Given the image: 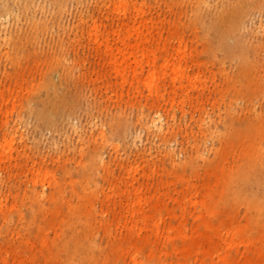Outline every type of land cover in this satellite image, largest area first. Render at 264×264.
<instances>
[{
	"label": "rangeland",
	"instance_id": "rangeland-1",
	"mask_svg": "<svg viewBox=\"0 0 264 264\" xmlns=\"http://www.w3.org/2000/svg\"><path fill=\"white\" fill-rule=\"evenodd\" d=\"M92 1L27 6V0H9L13 13L0 16V264L14 262L13 246L24 257L29 247L40 249L43 234V247L66 263L55 240L70 233L72 208L88 217L105 250L106 230L137 228L147 214L145 231L162 215L164 231L174 226V233L182 228L212 236L186 257L180 250L189 241L167 238L172 261L221 264L220 253L229 261L250 253L240 235L232 239L227 231L244 228L245 237L257 239L264 229L254 226L255 202L231 195L232 173L248 167L254 150L264 152V0H106L101 12ZM230 7L236 9L234 28L221 18ZM125 11L131 24L136 21L134 34L108 25L128 20L120 19ZM24 34L30 43L17 51L14 40ZM145 39L146 47L134 50L144 72L117 74L109 47L118 52ZM61 46L71 70L61 91L69 107L50 125L32 96H47L39 84L48 55ZM141 111L169 118L171 128L160 136L142 128ZM122 115L125 132H113L111 118ZM94 146L107 161L97 174L83 166ZM42 190L56 199L39 203L35 192ZM158 196L161 210L153 206ZM259 202L264 206V199ZM57 204L63 220L48 219ZM228 216L232 222H223ZM147 252L142 247L140 255ZM127 259L121 264H137Z\"/></svg>",
	"mask_w": 264,
	"mask_h": 264
},
{
	"label": "bare ground",
	"instance_id": "bare-ground-1",
	"mask_svg": "<svg viewBox=\"0 0 264 264\" xmlns=\"http://www.w3.org/2000/svg\"><path fill=\"white\" fill-rule=\"evenodd\" d=\"M35 0H27V6L32 4ZM60 5H62V0H58ZM79 2H83L84 0H77ZM92 1V0H91ZM114 1V0H113ZM206 0H200V2H204ZM95 3L94 8L99 12L102 11V6L105 4L106 0H94ZM123 3V1H122ZM128 4L126 1L122 4L124 7ZM127 8V6L125 7ZM4 9V12L0 14V16L8 17L13 12L9 0H0V12ZM236 9L230 7L226 14L221 15L223 21L226 22V28H234L235 25L233 21L235 20L233 17V13ZM125 16L120 17V19L128 18V20L123 22H115L112 21L108 23L111 27L114 26H125L129 27L128 30L131 34H134L136 21L134 24H131L133 18L131 16H127V11L124 12ZM83 17V16H82ZM84 22L86 21L82 18ZM148 21L140 20V25H147ZM107 25V24H106ZM99 26V25H98ZM140 27V26H139ZM221 38H224L226 35V29H219ZM148 39L137 41L132 44L129 43L125 46L124 49L115 52L113 46H110L108 49V54L111 55V62L115 64L116 73L117 74H126V72L132 70V75L135 77H139L141 73L144 72V66L141 68L138 67L140 59L138 54L134 51L135 48L143 50L146 47V42ZM30 39L28 34H24V38H16L14 40V47L17 51H19L20 45L29 44ZM37 51V48H34ZM60 51H55L52 54L48 55L47 60H49L48 70L43 73L42 79L40 81L41 86H43L47 91V96L42 97L39 96L38 93L32 96L37 102H39V107L37 109V113L42 117L44 122H47L50 125H54V117L62 112L63 109L69 103V97L61 94L62 88L66 82L70 80L71 70L70 67L66 64V57L64 49L59 48ZM129 52V54H128ZM64 54V55H63ZM156 58H153V61ZM124 65V66H123ZM154 73H151V77H154ZM60 78V83L56 81V77ZM153 90L159 91V86L155 89L150 87V91ZM36 97V98H35ZM71 101V100H70ZM142 118V128L147 129L149 131H153V133L157 136H160L163 132H168L171 128L170 119H163V116L159 113L146 115L144 111L140 112ZM126 116L122 115L119 118H111V130L113 132H121L124 133L126 130L127 122ZM85 149V148H84ZM87 153V158L83 162L84 169H89L91 173L97 174L98 169L106 166L107 161L104 160V156L100 152V149H97L95 146L90 147ZM84 153V154H85ZM252 158L250 159V163L248 167L243 170H235V173H232L233 185L231 189V195L233 200L242 196L246 200L250 198V201H254L253 208L255 209L257 216L254 217V226L257 228L264 227V206L261 204L262 199H264V152H258V150H254L252 153ZM254 157V158H253ZM250 181V182H249ZM251 184V185H250ZM242 186L244 191L242 190ZM85 189L87 187H84ZM261 188H263L261 190ZM250 189L251 193L245 195L243 192L247 193V190ZM243 193V194H241ZM80 198L83 195L78 193ZM54 200L56 199L51 193L49 196L45 194V191L35 192V199L39 203H41L45 199ZM139 202H141L142 196L140 195L138 198ZM231 202H234L231 200ZM71 204V200L69 201ZM153 206L157 210H161L163 208V201L160 196L157 197L156 202ZM43 205L40 204V209H42ZM87 208V205L84 206ZM31 208V207H30ZM70 219L67 221V228L70 229V233L65 235L59 234L56 244L58 251H64L65 257L64 262H60L58 260L57 253L53 252L49 248H44L43 246L47 242V238L43 234L41 237V248L35 249L34 247H29L30 254L27 257L18 256L16 253L17 250L15 247H12V251L15 255V260L12 264H96V262H100V264H121V260L127 262V258L130 257L137 264H193L188 258L184 260H176L172 261L170 258L168 259V246H167V238L172 237H181L184 241L188 240L189 243L187 246H183L180 250L181 254L186 257L189 252L197 251L199 248V244L201 241H205L209 243L213 240L212 236L206 234L205 232H198L197 230L189 232L182 228H179L175 233L173 232V227L170 226L166 231L161 229V223L164 220V217L158 216L155 218L153 222V227L151 228V232L145 231L144 227L145 220L147 214L144 215V219L141 220L140 226H135L127 229L126 231L121 229L119 233L113 232L111 229L106 230L107 237V247L108 249H104V242H98V235L92 231L91 223L88 217H85L81 212L72 208L70 209ZM34 214V210H32ZM21 221L25 220V215L21 214ZM34 218V217H32ZM48 219H57L63 220V215L61 214L60 205H56V210H53L52 213L47 217ZM5 221L11 225V218L7 216L4 217ZM223 222L230 223L232 222V217H222ZM225 220V221H224ZM139 224V223H138ZM25 225H28L26 223ZM110 228V226H109ZM118 228V226H117ZM172 228V229H171ZM264 229H260V235L257 239H250L245 237V229L240 228L236 230L235 228H230L227 233L233 239L237 235L241 236L246 247L250 250V253H240V255L235 256L233 260L229 261L226 253H220L221 264H264ZM223 231L220 227L214 228V234L216 236H220V233ZM203 236V237H201ZM21 237V235H20ZM152 237H155L153 240ZM124 241L127 242V245H124ZM232 240L228 242L229 248H233L231 244ZM142 247H147L148 252L144 257L140 255V251ZM205 264V263H203Z\"/></svg>",
	"mask_w": 264,
	"mask_h": 264
}]
</instances>
